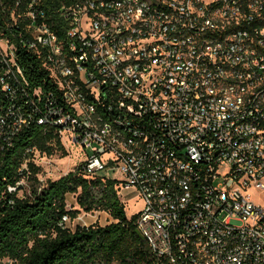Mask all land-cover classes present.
<instances>
[{"label": "built area", "instance_id": "1", "mask_svg": "<svg viewBox=\"0 0 264 264\" xmlns=\"http://www.w3.org/2000/svg\"><path fill=\"white\" fill-rule=\"evenodd\" d=\"M22 50L61 93L34 91L39 124L90 150L88 174L119 169L159 264H264V200L251 197L264 192V0H79L52 16L14 0L0 22L9 95L27 85ZM15 112L0 109V138L26 123Z\"/></svg>", "mask_w": 264, "mask_h": 264}, {"label": "trees", "instance_id": "2", "mask_svg": "<svg viewBox=\"0 0 264 264\" xmlns=\"http://www.w3.org/2000/svg\"><path fill=\"white\" fill-rule=\"evenodd\" d=\"M76 1L42 0V5L52 16L59 7ZM13 2L0 0V22L2 7ZM19 55L27 85L12 82L11 90L16 91L9 95L0 84V109L15 105L12 122L20 117L26 120L16 133L0 138V264H159L137 233L138 213L126 215L118 179L88 174L81 162L56 180H39L37 155L67 153L57 129L39 124L44 103H39L34 91L41 89L43 102L47 96L61 99V93L34 54L22 50ZM23 88L27 95L22 94ZM25 99L32 102L30 107ZM22 181L28 192L19 196ZM69 195L75 199L72 206ZM81 211L104 212L112 220L74 228L63 223L64 216L74 220Z\"/></svg>", "mask_w": 264, "mask_h": 264}, {"label": "rangeland", "instance_id": "3", "mask_svg": "<svg viewBox=\"0 0 264 264\" xmlns=\"http://www.w3.org/2000/svg\"><path fill=\"white\" fill-rule=\"evenodd\" d=\"M67 155L62 156L61 152H56L52 156H36V164H39L41 167V172L39 174V180L41 182H46L47 180H56L61 176L67 174L70 171H74L76 167L82 162L83 158L87 154H90V150L84 151L80 146H75L69 144L68 147L64 145ZM100 176H104L111 179L121 178V173L118 168H109L99 173ZM24 190L19 192V196H22L24 193L28 192V186L26 183L22 184ZM252 199L260 203L264 200V192H254L251 195ZM122 200L125 202V211L128 217H131L134 214H137L143 208V201L137 195L134 190H128L122 192ZM75 202L74 196H68V204L72 206ZM112 218L104 212H91L85 213L80 212V214L71 221L68 226L74 228L76 225H91V224H100L106 225L110 223ZM239 224V222H235Z\"/></svg>", "mask_w": 264, "mask_h": 264}, {"label": "water", "instance_id": "4", "mask_svg": "<svg viewBox=\"0 0 264 264\" xmlns=\"http://www.w3.org/2000/svg\"><path fill=\"white\" fill-rule=\"evenodd\" d=\"M137 233H138V235H139L141 238H143V239H144V237L142 236V234L140 233V231H139V230H137Z\"/></svg>", "mask_w": 264, "mask_h": 264}]
</instances>
